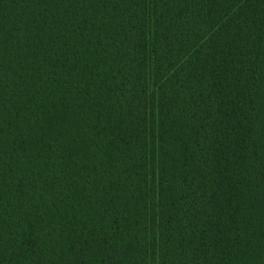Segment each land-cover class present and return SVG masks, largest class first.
I'll return each instance as SVG.
<instances>
[{"label":"trees","instance_id":"obj_1","mask_svg":"<svg viewBox=\"0 0 264 264\" xmlns=\"http://www.w3.org/2000/svg\"><path fill=\"white\" fill-rule=\"evenodd\" d=\"M0 264H264V0H0Z\"/></svg>","mask_w":264,"mask_h":264}]
</instances>
